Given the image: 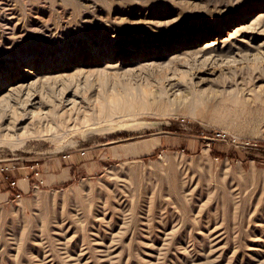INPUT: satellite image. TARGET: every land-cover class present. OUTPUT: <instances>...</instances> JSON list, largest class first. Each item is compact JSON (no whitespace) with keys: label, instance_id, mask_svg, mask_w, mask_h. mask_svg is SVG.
Wrapping results in <instances>:
<instances>
[{"label":"rangeland","instance_id":"obj_1","mask_svg":"<svg viewBox=\"0 0 264 264\" xmlns=\"http://www.w3.org/2000/svg\"><path fill=\"white\" fill-rule=\"evenodd\" d=\"M0 29V166L84 163L0 201V264H264V0H0Z\"/></svg>","mask_w":264,"mask_h":264},{"label":"crops","instance_id":"obj_2","mask_svg":"<svg viewBox=\"0 0 264 264\" xmlns=\"http://www.w3.org/2000/svg\"><path fill=\"white\" fill-rule=\"evenodd\" d=\"M76 158V154L57 155L43 161L38 167L9 163V170L0 173V201L16 193L33 191L41 185L51 186L72 178L84 166ZM10 180H14L15 184L11 185Z\"/></svg>","mask_w":264,"mask_h":264},{"label":"bare ground","instance_id":"obj_3","mask_svg":"<svg viewBox=\"0 0 264 264\" xmlns=\"http://www.w3.org/2000/svg\"><path fill=\"white\" fill-rule=\"evenodd\" d=\"M24 1H25V0H24ZM2 2H3V1H2ZM1 7H2V6H1ZM6 7H7V6H6ZM8 8H9V7H8ZM27 8H28V7H27ZM27 8H26V9H27ZM2 9H3V8H2ZM11 9H12V7H11ZM5 11H6V10H5ZM5 11H4V12H5ZM7 11H8V10H7ZM9 11H10V10H9ZM26 13H28V12H26ZM28 14H29V13H28ZM57 14H58V13H57ZM2 16H3V15H2ZM4 16H5V15H4ZM6 17H7V16H6ZM10 17H11V16H10ZM2 18H3V17H1V19H2ZM4 18H5V17H4ZM8 18H9V17H8ZM6 19H7V18H6ZM6 19H5V20H6ZM2 20H4V19H2ZM11 22H12V21H11ZM34 22H35V21H34ZM5 23H6V22H5ZM4 25H5V24H4ZM7 25H8V24H7ZM2 26H3V25H2ZM5 26H6V25H5ZM6 27H7V26H6ZM6 27H4V29H5ZM9 27H10V26H9ZM14 27H15V26H14ZM7 28H8V27H7ZM17 28H18V27H17ZM20 28H22V27H20ZM23 28H25V27H23ZM1 29H2V28H1ZM1 29H0V30H1ZM4 29H3V30H4ZM12 29H13V28H12ZM26 29H28V28L26 27ZM29 29H30V28H29ZM33 29H34V28H33ZM22 30H23V29H22ZM35 30H36V28H35ZM39 30H40V29H39ZM9 31H10V30H9ZM11 31H14V30H11ZM15 31H17V30H15ZM15 31H14V34H15ZM18 31H19V30H18ZM20 31H21V29H20ZM36 31H38V30H36ZM1 32H3V31L1 30ZM5 32H7V31H5ZM33 32H34V30H33ZM39 32H40V31H39ZM19 33H20V32H19ZM23 33H24V32H23ZM28 33H29V31H28ZM20 34H22V33H20ZM25 34H26V33H25ZM30 34H32V32H30ZM33 34H34V33H33ZM28 35H29V34H28ZM4 37H5V36H4ZM105 96H106V95H105ZM108 97H109V95H108ZM105 98H106V97H104V100L107 99V98H106V99H105ZM110 98H113V97L110 96ZM100 99H101V98H100ZM116 99L118 100V98H116ZM116 99H114V100H115V102H116V104H117L118 101H116ZM129 99H130V98H129ZM120 100H121V98H120ZM122 100H123V98H122ZM127 100H128V99H126L125 102H127ZM132 100H133V99H132ZM112 101H113V100H112ZM128 101H129V100H128ZM130 101H131V100H130ZM130 101L128 102L129 105H130ZM133 101H135V100H133ZM102 102H103V100H102ZM119 102H120V101H119ZM121 102H122V101H121ZM125 102H124V104H125ZM131 102H132V101H131ZM104 103H105V102H104ZM122 103H123V102H122ZM122 103H121V104H122ZM134 103H135V102H134ZM99 104H100V103H99ZM99 104H98V105H99ZM112 104H113V103H111V104L109 103V107H110ZM118 104H119V103H118ZM118 104H117L116 106H115V105H113V106L117 108V106L119 107ZM101 105H102V103H101ZM122 105H123V104H122ZM126 105H127V104H126ZM129 105H128V107H129ZM107 106H108V105H107ZM124 106H125V105H124ZM124 106H123V107H124ZM132 106H133V105H132ZM111 107H112V106H111ZM111 107H110V111H108V110L105 109V111H104V115H107L108 113L111 115V113H112L111 111H113V110L116 109V108H115V109L112 110ZM114 107H113V108H114ZM125 107H126V106H125ZM134 107H135V106H134ZM98 108H99V107H98ZM103 108H104V105H102V109H103ZM106 108H107V107H106ZM119 108H122L121 105H120ZM116 110H117V109H116ZM118 110L121 111V109H118ZM118 110H117V111H118ZM135 110H136V109H135ZM117 111H116V112H117ZM100 112H101V111H100ZM113 112H114V111H113ZM116 112H115V113H116ZM118 112H119V111H118ZM125 112H126V111H125ZM102 113H103V112H102ZM99 114H100V113H99ZM64 117H65V116H64ZM64 117H63V118H64ZM99 117H100V115H99ZM101 117H102V116H101ZM103 117H104V116H103ZM103 117H102V118H103ZM108 117H109V116H108ZM52 119H53V118H52ZM53 121H54V120H53ZM64 121H65V120H64ZM52 123H53V122H52ZM65 123H66V122H65ZM53 124H54V123H53ZM53 124H52V126H53ZM58 126H59V123H58ZM65 127H66V126H65ZM50 129H51V128H50ZM30 132H31V131H30ZM34 132H35V131H34ZM39 133H40V132H39ZM35 134H38V133H35ZM24 135H25V134H24ZM17 141H18V140H17ZM19 141H20V140H19ZM21 142H23V141H21ZM18 144H19V143H18Z\"/></svg>","mask_w":264,"mask_h":264},{"label":"built area","instance_id":"obj_4","mask_svg":"<svg viewBox=\"0 0 264 264\" xmlns=\"http://www.w3.org/2000/svg\"><path fill=\"white\" fill-rule=\"evenodd\" d=\"M7 170H9V166H7V165L0 166V172L3 173L5 171H7ZM35 173L37 174V172H35ZM10 184L11 185H14L15 184V181L14 180H10ZM15 196L16 197H19V196H21V193H16Z\"/></svg>","mask_w":264,"mask_h":264},{"label":"trees","instance_id":"obj_5","mask_svg":"<svg viewBox=\"0 0 264 264\" xmlns=\"http://www.w3.org/2000/svg\"><path fill=\"white\" fill-rule=\"evenodd\" d=\"M152 156H154V155H152Z\"/></svg>","mask_w":264,"mask_h":264}]
</instances>
